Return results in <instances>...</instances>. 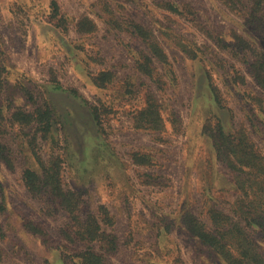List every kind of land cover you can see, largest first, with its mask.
Listing matches in <instances>:
<instances>
[{
	"label": "rangeland",
	"instance_id": "1",
	"mask_svg": "<svg viewBox=\"0 0 264 264\" xmlns=\"http://www.w3.org/2000/svg\"><path fill=\"white\" fill-rule=\"evenodd\" d=\"M255 61L264 0H0V264H78L95 220L110 264H264V187L229 168L218 131L264 154Z\"/></svg>",
	"mask_w": 264,
	"mask_h": 264
},
{
	"label": "trees",
	"instance_id": "2",
	"mask_svg": "<svg viewBox=\"0 0 264 264\" xmlns=\"http://www.w3.org/2000/svg\"><path fill=\"white\" fill-rule=\"evenodd\" d=\"M259 6H262L259 1L255 2ZM55 11L58 12V4L55 2L54 4ZM175 11H179V8H173ZM62 17L58 18V22H60ZM139 27V33L141 35H145L144 33H147L144 31L143 26L138 25ZM146 37V36H145ZM183 50L189 52L188 48L186 46L183 47ZM155 53H157L162 61H165L167 59V54L165 53L164 49L161 46H155ZM255 76L258 79V82L261 83V85L264 88V63H261L260 61H255ZM1 69L3 70V66L0 64V88L3 89L4 83H3V77L1 74ZM104 73V72H103ZM103 76V75H102ZM99 77H95V83L104 86L103 83L99 84ZM95 110L97 111V106L95 107ZM143 116H145V113L143 112ZM95 118H99L98 114H96ZM146 118V117H145ZM37 121L45 124V128L43 129V132L47 133L52 130L53 127V121H56L55 117L53 115H48L46 111H41L37 113V117L35 118ZM32 119L30 122H32ZM222 123V121H221ZM219 136L223 139V143L220 145L219 153L220 155L225 154H231V156L225 155V162L229 166V168L233 170H242V166H247L250 169L249 170H242L246 171L250 175H254L248 179V183L250 187H254L255 189H260V186L264 187V154L260 149L256 146V143L251 140L248 136V133L246 131H240L239 135L236 134H230L227 135L225 133L224 125L223 123L219 127ZM235 135V136H234ZM216 136V135H215ZM56 172L49 175L47 178H49V182L53 183L54 188L52 189L55 193H58L61 189V186L58 183V180L60 179V173H59V165L56 166ZM262 174L261 176L258 175ZM24 179L26 181V185L31 189L32 191H41V177L40 175L33 169L27 168L24 170ZM238 183V182H237ZM261 191H264V188H262ZM58 194H56L57 196ZM252 203V202H251ZM2 209V206L0 204V210ZM244 214H250L246 212L244 209L242 210ZM251 223L254 225H258L259 227L264 229V218L258 214H254L251 218ZM251 226V225H250ZM194 234H196L201 240L205 241L206 243L211 244L212 246H216L219 243V238L214 232H208L205 229H200L199 225L196 223V226L194 228H191ZM77 234H79V237L81 238L80 241L82 243V247L77 250V262L78 264H110L108 258L106 257V254L108 252L113 251L116 248V236L112 235L111 233H107L106 230L103 229L100 222L95 220L89 225H86V227H82L81 229L77 230ZM254 242V246L259 248L258 242ZM98 243V245H97ZM247 243V241H246ZM98 248H96L97 246ZM114 248V249H113Z\"/></svg>",
	"mask_w": 264,
	"mask_h": 264
}]
</instances>
